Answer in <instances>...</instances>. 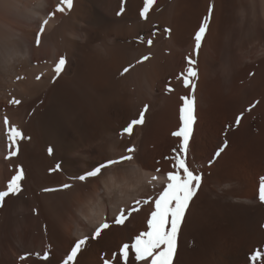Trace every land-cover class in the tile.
Instances as JSON below:
<instances>
[{"label": "rangeland", "instance_id": "rangeland-1", "mask_svg": "<svg viewBox=\"0 0 264 264\" xmlns=\"http://www.w3.org/2000/svg\"><path fill=\"white\" fill-rule=\"evenodd\" d=\"M225 1L206 0V2H204L206 5H204L202 0H155L154 4L150 6L147 18L142 19L139 13L144 7V0H73L72 9L68 10L65 8V10H67L64 14L66 13V15L55 12L56 7L60 5V0H52L50 5L47 7L45 14L46 16H49V13L55 12V15L51 17L54 19V24L52 28L47 30L45 29V32L42 35V41L45 42V38L48 41L49 38L47 37L54 33V29L64 18L65 20L67 19V23L72 26L75 23L77 28L75 26L73 27L78 29L79 32L83 30L81 34L83 35L84 42L82 39H74V41H72L74 43L71 45L72 48H70V44H66L67 48L63 50L62 54H58L60 52L57 51L58 48L54 45L55 43L51 39L50 45L46 46L44 42H41L39 47L36 46L35 37L39 30L38 25L33 24L28 20H23L22 25L17 24L15 26L17 36L22 34L20 37L29 43L30 48L32 47L31 55L33 56V59H44L41 62L34 64L32 62V58H29V63L26 64L28 68L35 71L36 69H34V67L38 68L42 64H51V69H53L60 56H66L68 65H66V68L68 69V67L72 65V71L67 74L68 78L80 81L81 83L84 82L83 84L86 86L88 85L87 88L95 94L97 100L99 99L100 109L96 114L98 117L95 118V121L93 120L94 117H90L91 119L88 117L89 120L93 121V123L92 121H89L91 124L87 122L89 125L88 127L85 122L87 119L86 115V119H84L83 112L79 111V109L76 108V102L72 101L75 100L71 98L73 95L69 92L66 93L67 89L65 90L64 86L58 83L60 76L55 77L54 79L55 74L53 71L52 73L47 71L48 69H43L38 73L39 75H44L49 72V74L46 75L50 76V81L45 88L44 94L53 91L55 92V95L57 94V98L60 95L58 99L60 103H62L68 111H71L72 115H75L72 117L73 122H75V124H78V122L81 123L77 126L80 131L81 129L84 131V144L87 143L89 138L93 144L91 143L90 147L87 146L81 149L80 147L74 148L76 150L74 153L72 152L74 150H72V148V151H69L67 147L71 142V138L73 139L74 133L72 131H68L69 135L68 139H66L67 147L64 149H57L54 145H51L49 147L53 149V154L56 152L57 155L51 158L49 162H45L42 158L39 160L41 161L40 165L43 168V173L48 175H60V179L56 183L44 188L56 189L55 191H48V193L58 194V196L63 199L62 201L57 200L60 204H57L56 200H52L50 204L51 207L53 206L54 215H52L54 216V220L56 219L54 227H56L58 223V229H52L53 227L50 224V221H48L46 211H42L39 207V203L37 201L39 199L38 196L46 193L44 189H42V186L34 183L32 184V190L35 191L37 196H32V198L30 197V203L27 205H24V194L22 190L19 194L11 198L12 200L4 202L2 206L4 215L0 223V264H8L7 261L9 260L12 262H18L19 264H50V260H52L53 255L62 256L63 251H65L64 258L60 262L61 264L67 258V255L70 254L71 247L74 246V242L81 238L79 237L78 239H74L69 243L68 237L64 240V237L60 235L59 231L62 227H64L63 225L66 227H64V231H66L67 234L71 231L70 226H72V221H69V223L68 220H72L75 216V218H77L76 213H88L93 207H95L96 202H98V198H104V200L108 202L107 208L110 207L108 210H105L106 212L116 211V209L119 208V211H116L118 213L116 214L115 212L114 214L116 217L120 213L121 206L124 208L128 205L125 208L129 209L130 205L132 207V204H134V200L139 198L140 200H143L147 197L154 199L159 192L162 191V188L166 183V177H163L164 182L162 181L161 184L159 182V185L157 184V186L155 185L153 187L152 185H149V183L147 184V181L146 184L151 186L150 188L147 187L146 184V186L141 184L143 182H141L138 175L133 172L134 168L131 166L133 161L138 158L137 161L142 159V162L143 160L144 162L151 160V165H155L156 167L152 169H156L157 171L158 168V173H161V175L163 173V176H166V173L171 170L169 161L166 157L172 156V150L178 148L179 145V139L174 137L172 133L177 131L180 125V97L188 95L190 92L189 89L183 87L182 80L177 77L187 69L185 58L192 55L194 47L193 36L198 30L203 17L208 14L209 5H214V10L215 7L217 9L215 10V13L213 10L209 30L202 42V47L198 57L193 56V59L197 60L195 67L198 72V77L194 81L196 83L195 97L197 121L194 125L192 140L190 141L191 152L189 157V163L192 164V166L194 165L193 167L203 174V184L205 185L202 184V189L198 192V197L195 198L193 206L191 205V211L186 216L185 224L183 223L182 225L183 227L178 235L177 253L174 256L173 264H221V262L222 264H262L260 256H257L255 261H252L250 257L256 253L264 255V203H261L258 199L260 179L264 177V10L262 8V0H257L256 2L255 0ZM230 3H232V5H230ZM219 5L220 7H218ZM122 6L124 11L118 16L117 13L121 11ZM178 6L179 8H177ZM204 7L206 8L204 9ZM226 7L227 10H225ZM245 8L246 10H244ZM168 10L170 12H168ZM217 10H219V13ZM170 14H173L176 18L171 17L172 15ZM178 16H181L182 18L179 17V19H177ZM1 17L5 18L0 8V21L2 20ZM234 17L236 18L235 20ZM161 19L162 21H160ZM232 20L234 21V24ZM71 21L74 22L71 23ZM72 26L71 28H73ZM165 28L171 29V33H165ZM177 29H179L178 32H182L180 35L177 33ZM2 30L3 29L0 31V35H2L3 32L5 33V31ZM216 30L220 33H216ZM153 33H155V36L152 35ZM239 34H241V36ZM109 35L110 37H108ZM218 35H220V37ZM237 35H239V37H237ZM105 37L114 41L113 44H111L113 45V50L117 46L116 50L122 49L123 51L121 50V56L118 57L119 52L117 53V51L114 50V52L117 53V55L115 53L116 57H118L117 60L115 58L116 61L114 62V65L118 62L115 66L116 69H114V65L111 69H107V66H105L107 72L103 73V71L106 70L104 66L103 71L96 67V65L93 67L92 65L94 64L91 61V63H89V59L94 56L92 54L93 52L95 53V56H97L96 44L99 47V45L102 44L100 42L106 40ZM212 37L213 39L215 38V41H213ZM148 39L153 40V44L150 47L147 45ZM179 39H183V43L185 44V46L182 47L183 49H179V46L176 44ZM205 40H208V42H205ZM222 40H224L223 43ZM48 42L46 44H49ZM105 42L106 41H104V43ZM216 42H219V44H216ZM77 43L80 44L81 48L78 47ZM74 44H77V46L75 45V47ZM207 45L210 46L208 47ZM213 45L218 46L214 47ZM118 46H121V48ZM42 47L45 49H42L41 51ZM213 47L217 49V52H219V54L217 53L218 56H216L217 54ZM2 49H4V47ZM37 49L40 53H37ZM68 50H70L71 54ZM145 55H150V59L144 61L143 63H137V61ZM209 61L212 62L210 63ZM128 66L131 67L129 72L123 75L126 77L124 78L120 75V72ZM208 66H211V68L207 69ZM17 67L19 68L17 69V74L13 76V80L14 82L22 83L23 76L20 72L23 71L20 69V63ZM100 72L108 74V77L106 75H104L106 77L101 76ZM140 72L141 75L139 76L141 78L138 80L141 81L139 82L136 80V77L140 74ZM94 73H99V78L101 79L102 77L104 79L98 81V74L95 76ZM207 74L211 75L206 76ZM0 76V103L1 105H4L5 103L10 104V101L14 98L13 92L16 90V87L3 78L4 74L2 72H0ZM18 77L21 78L17 79ZM207 77L209 79H207ZM199 79L200 81L202 79L205 81L206 79V83L203 82V80L200 82ZM199 82L201 84H199ZM200 85L203 86L200 87ZM168 86H171L173 91H166ZM236 86H239V89ZM162 98H164V100ZM144 104L149 105V112L145 114L144 124L136 126V129L134 128L135 132H133L131 137L125 135L121 138L119 135L120 131L126 127L132 119L138 118L139 112L143 108ZM252 105H255V107H252L251 111H247V109H249ZM77 112H79L80 115H78ZM21 113L22 118H24V112L21 111ZM241 113H243V119L240 126L233 127L227 132L226 139L228 141V147L225 150V153H223L222 157L216 160V162L210 167L208 164L209 160L213 157L214 152L223 144L225 140V136L222 134L225 127L227 125H234L235 118ZM4 114H6V110H4V108H0V120H2ZM97 118L98 120L96 121ZM25 119L26 117L22 119V121ZM78 119L79 121H76ZM0 124H2L1 121ZM1 126H3V124L0 125V130L2 131V136L5 139L3 138L4 140L1 145L2 147L0 152H2V156H0V159L3 162L2 171L7 174L9 173V169L6 168L9 152H12L13 150L18 151L22 140L18 142L16 147L10 146L8 139L6 138V130H4ZM237 132H239L238 135L241 134L240 139L233 137V135ZM211 133H215L214 135L216 137ZM209 136H212V138ZM133 143H136L137 145ZM127 148H134L135 150L130 154L126 151ZM9 149H11V151H9ZM82 149L84 152L83 157L79 156V151ZM201 149H203V151ZM204 150L205 153H203ZM199 152H202L201 155H207V158H202L203 160L198 159L197 155L200 154ZM121 155L133 156V159L130 160V164L129 161H124L122 163L112 165L109 168L104 169L101 175L96 178H90L86 183L70 179V177L83 174L93 165L98 164V162L100 163L105 160H118ZM148 155L151 159L148 158ZM195 157L199 160V163L198 160L196 161V159H194ZM57 164H60L61 170L50 172L49 170L55 168ZM151 172L154 173L155 171ZM111 178H115V180L118 181L123 178H127L134 184L131 188L132 190H128L127 196L130 198L129 200H126V198H124L126 196L120 194V198H123L122 200L125 199V201H123L124 204L121 201L117 204H111V207L109 201L115 202L114 199H107L105 196L106 193L103 191L102 184L103 181L107 182ZM222 178L225 180L228 179L227 181L230 182L229 184L235 182L231 184V189L236 191V196L238 192L240 194H238V196L245 195V189H243L245 186L244 184H250L252 187L251 189H254L253 191L251 190L252 193L249 204L237 201H221L214 196L213 192V196L210 195V191L212 190L213 184L216 180L220 183L221 181L224 184L225 182L228 183ZM145 181L146 180L144 179V182ZM135 182L137 183L135 184ZM65 183L71 184L72 187L66 190H60V186ZM242 183L243 185H241ZM238 184L241 185V187H239ZM139 186H141L140 189L136 188ZM205 186L206 188H204ZM142 187L145 190L148 188L147 191L143 192V189L141 190ZM206 189L209 191H206ZM239 189L242 190V193ZM95 190L97 192H95ZM134 190H136V193L141 192L139 194L137 193V198L134 196ZM148 190L149 195L145 197ZM95 193L101 194H97L98 196L96 198ZM129 202H131V204ZM143 206V208H146L147 206V209H141V207L139 212H134L131 216H135V213H137V216L141 213L143 214L145 210L146 212L144 216H147L148 214L147 217L150 218V213L153 209L152 206ZM114 208L116 209L114 210ZM131 216H129L127 220H129ZM146 216H142L141 218L140 215L138 216L140 220H136V224L138 226L136 225L137 228H135L139 229V231H136L135 229L134 233L133 231L130 232L121 242H117L118 236L121 233L114 231V229L117 230L116 226L118 228L121 227L120 229H122L126 221L123 225H112V228H110V230H112L111 234H108L111 240L116 235L112 242L110 239H107L108 243L107 240L104 241V235L110 231L108 229L104 230V234L102 233L100 238L91 240L87 244L86 250L83 251V255L78 254V259L80 260H78L79 263L81 264V262L85 261L88 257L87 254H89V251L91 252L94 250L97 252L96 256L100 259L99 261H102L100 264H104V259L110 260L111 264H123V262L119 259V250L124 244H131L138 233L147 230L148 218H146ZM115 217H112L107 221L111 223L114 221ZM61 221H67L70 226L62 223ZM100 225L101 224L96 227ZM141 227L144 229L142 230ZM95 228H92L88 236H91ZM115 232L117 234H115ZM98 241L105 244L107 243V246H110L105 247L98 245L101 243ZM97 242L98 244H96ZM230 251H233L234 254L232 255L233 252ZM45 253H48L47 261L43 259ZM22 257L23 259H21ZM81 259L83 260L81 261ZM119 260L121 262H117ZM129 260L128 264L134 262V255L130 254ZM82 264L85 263L83 262Z\"/></svg>", "mask_w": 264, "mask_h": 264}, {"label": "bare ground", "instance_id": "bare-ground-1", "mask_svg": "<svg viewBox=\"0 0 264 264\" xmlns=\"http://www.w3.org/2000/svg\"><path fill=\"white\" fill-rule=\"evenodd\" d=\"M51 1L52 0H0V8H1V11H2V13L4 14V16H5V18H2V20L0 21V31H1V29H3L2 31H5V35L2 33V35H0V49H2L3 47H4V49H2V50H0V72H2L3 74H4V77L3 78H5L6 79V81L7 82H9V83H11V85H13V86H15L16 87V90H14V92H13V95H14V98H13V100L14 99H18V100H20V104H14V103H5L4 105L2 104L1 105V103H0V108H4V110H6V114H4V116L2 117V120H0L1 121V123L3 124V126H1V127H3L4 128V130H6L5 129V125H4V118L5 117H7V119L9 120V123H10V125H12V126H16L17 128H19L24 134H25V137H30V139H24V140H22L21 141V144H20V150L18 149V151L16 150L15 152L17 153L15 156H11V152H9V155H8V157H7V159H8V162H7V167L6 168H8L9 169V173H7V174H5V173H3V171H2V165H3V162L1 161V159H0V191H4V190H6V184H7V182L11 179V177L13 176V175H15L16 174V170H17V168H21L22 170H23V172H24V175H25V179L21 182V184H22V191H23V194H24V200H23V202H24V205H27L28 203H30V199L32 198V196H34V197H36L37 196V194L35 193V191H33L32 190V184L34 183V184H38L39 186H42V189H44V188H46V187H48V186H51V184H53V183H56L59 179H60V175H48V174H45V173H43L42 172V166L40 165V162L41 161H39V160H41V158L42 159H44V161L45 162H49L50 160H51V158H53L54 156H56L57 154H56V152L53 154V155H49L48 154V148H49V146H51V145H54L55 146V148H57V149H64V148H66L67 146H66V139H68V135H69V133H68V131L70 132V131H72L73 133H74V137H73V139L71 138V142H70V144H69V146L67 147V149L70 151L71 150V148H72V150L74 149V148H77V147H80V149L81 148H84V147H87V146H91V143L93 144V142L91 141V140H89L88 139V141H87V143L86 144H84V139H83V129H81V131L79 130V128H78V126L77 125H79V124H81V123H79L78 122V124H75V122H73V120H72V117L73 116H75V115H72L71 114V111H68L67 110V108H65L64 107V105L62 104V103H60V101L58 100L59 99V97H60V95H59V97L57 98L56 96H57V94L55 95V92H53V91H50L49 93H45L44 94V91H45V88H46V86L48 85V82L50 81V76L49 75H46V74H49V72L48 73H46V74H44V75H39L38 73L39 72H41L43 69H48L47 71H50L51 73H52V71H53V69H51L52 67H51V64H42L40 67H38V68H35L34 67V69H36L35 71H33V70H31L30 68H28L27 67V63H29V58H32V62L34 63V64H37V63H39V62H41L42 60H44V59H42V58H38V59H33V56L31 55V48H30V45H29V43L26 41H24L23 39H22V37H20V36H22V34H20V36L18 37L17 36V34H16V32H15V26L17 25V24H21L22 25V21L23 20H28V21H30L31 23H33V24H36V25H38V27L40 26V24L45 20V19H48V24L47 25H45V29L47 30V29H50V28H52L53 27V24H54V19L53 18H50L49 19V16H46V14H45V12H46V10H47V7L50 5V3H51ZM135 1V0H134ZM192 1V0H191ZM203 1V4L204 5H206V3H204V2H206V0H202ZM225 1V0H224ZM257 0H255V2H256ZM133 2V1H132ZM220 2H222V1H220ZM226 2V1H225ZM241 2V1H240ZM255 2H254V4H255ZM261 2V1H260ZM129 3V2H128ZM136 3V2H135ZM139 3V2H138ZM192 3V2H191ZM229 3V2H228ZM228 3H226V4H228ZM140 4V3H139ZM191 5V4H190ZM189 5V6H190ZM223 5V4H222ZM225 5V4H224ZM229 5V4H228ZM230 5H232V3H230ZM239 5V4H238ZM243 5V4H242ZM246 5V4H245ZM256 5V4H255ZM254 5V6H255ZM131 6V5H130ZM137 6V5H136ZM202 6V5H201ZM253 6V5H252ZM251 6V7H252ZM133 7V6H132ZM218 7H220V5L218 6ZM229 7V6H228ZM177 8H179V6L177 7ZM193 8V7H192ZM206 7H204V9H205ZM231 8H232V6H231ZM235 8V7H234ZM239 8V7H238ZM262 8H263V10H264V0H262ZM217 8L215 7V10H216ZM240 9V8H239ZM238 9V10H239ZM67 10V9H66ZM65 10V11H66ZM214 10V13L216 12ZM225 10H227V7H226V9ZM240 10H242V9H240ZM244 10H246V8L244 9ZM155 11V10H154ZM178 11H179V9H178ZM177 11V12H178ZM251 11V10H250ZM133 12V11H132ZM131 12V13H132ZM168 12H170L169 10H168ZM167 12V13H168ZM172 12V11H171ZM204 12V11H203ZM205 12H206V10H205ZM205 12H204V14H205ZM217 12L219 13V10H217ZM225 12V11H224ZM229 12H230V10H229ZM249 12V11H248ZM74 13V12H73ZM153 13V12H152ZM166 13V14H167ZM176 13V12H175ZM174 13V14H175ZM192 13V12H191ZM238 13V12H237ZM62 14H64V13H62ZM178 14V13H177ZM176 14V15H177ZM228 14V13H227ZM233 14V13H232ZM2 15V14H1ZM59 15V14H58ZM64 15H66V13L64 14ZM164 15V14H163ZM162 15V16H163ZM170 15H172L171 17H175V16H173V14H170ZM169 15V16H170ZM234 15V14H233ZM61 16H63V15H61ZM79 16V15H78ZM167 16H168V14H167ZM215 16V15H214ZM216 16H218V15H216ZM161 17V16H160ZM164 17V16H163ZM179 17H181V16H178L177 17V19H179ZM220 17V16H219ZM218 17V18H219ZM61 18V17H60ZM167 18V17H166ZM176 18V17H175ZM182 18V17H181ZM217 18V17H216ZM63 19V18H62ZM104 19V18H103ZM160 19V18H159ZM164 19V18H163ZM236 18L234 17V20H235ZM239 19V18H238ZM61 20V19H60ZM169 20H170V17H169ZM221 20V19H220ZM101 21H103V20H101ZM107 21V20H106ZM160 21H162V19L160 20ZM164 21V20H163ZM222 21V20H221ZM226 21V20H225ZM70 22V21H69ZM74 22V21H73ZM72 21H71V23H73ZM85 22V21H84ZM231 22V21H230ZM229 22V23H230ZM232 22H233V24H234V21L232 20ZM231 22V23H232ZM27 23V22H26ZM100 23V22H99ZM57 24V23H56ZM91 24V23H90ZM228 24V23H227ZM232 24V25H233ZM230 25V24H229ZM239 25V24H238ZM27 26V25H26ZM71 24H69V23H67V19L65 20V18L61 21V23L60 24H58L57 26H56V28L54 29V33L53 34H51L49 37H47V38H49L48 39V41H47V39L45 38V40L49 43V44H46L47 42L45 41H42V42H44L45 43V45L47 46V45H50V39L55 43L54 45H56L57 46V51H59L60 53H58V54H62V52H63V50L65 49V48H67V46H66V44L68 45V44H70V46L74 43V42H72V41H74V39H82L83 40V35L81 34V32L83 31V30H81V32H79V30L78 29H75L73 26H75V23H74V25L72 26L73 28H71ZM83 26H84V24H83ZM91 26V25H90ZM109 26V25H108ZM216 26V25H215ZM222 26V25H221ZM223 26H225V25H223ZM240 26V25H239ZM31 27V26H30ZM76 28H77V26H75ZM231 27V26H230ZM224 28V27H223ZM82 29H84V28H82ZM76 30H78V31H76ZM224 30H226V29H224ZM179 31V29H177V33L180 35L181 33L180 32H178ZM181 31V30H180ZM183 31V30H182ZM239 31H240V29H239ZM242 31V30H241ZM20 32V31H19ZM26 32V31H25ZM86 32V31H85ZM219 32V31H218ZM217 32V30H216V33H218ZM264 32V31H263ZM262 32V33H263ZM23 33V32H22ZM176 33V34H177ZM220 33V32H219ZM83 34H85V33H83ZM228 34V33H227ZM237 34H238V32H237ZM108 35V34H107ZM179 35H177V36H179ZM183 35V34H182ZM186 35V34H185ZM188 35V34H187ZM214 35V34H213ZM240 36H241V34H239ZM239 35H237V37H239ZM48 36V35H47ZM161 36V35H160ZM215 36H217V35H215ZM219 37H220V35H218ZM5 37V38H4ZM107 37V36H106ZM105 37V39L106 40H104V41H106L105 43H104V41L103 42H100V43H102V44H100L99 45V47L97 46V44H96V54H97V56H95V53L93 52L92 54L94 55H92L93 57L92 58H90L89 59V63H93L94 65H92L93 67L96 65V67H98L99 69H101L102 71H103V69L105 68V66H107L106 68L108 69V68H112V66L114 65V62L118 59V57L119 56H121L120 55V52H121V50L122 49H118V50H116V48H117V46H116V48H115V46H114V50H116L117 51V53H118V57H116V55H117V53L116 52H114V50H113V45H111V44H113V42L114 41H112L110 38H106ZM108 37H110V35L108 36ZM182 37V36H181ZM247 37V36H246ZM3 38H4V40H3ZM23 38H24V36H23ZM185 38V37H184ZM217 38V37H216ZM240 38H242V37H240ZM85 39V38H84ZM94 39V38H93ZM181 39V38H180ZM177 40V45L179 46V49H181L183 46H185V44L183 43V39L182 40ZM212 39H213V37H212ZM212 39H211V41H212ZM215 39V38H214ZM213 39V41H215ZM223 39V38H222ZM236 39V38H235ZM239 39V38H238ZM76 40H75V43H76ZM225 40V39H224ZM224 40H222V43H223V41ZM237 40V39H236ZM51 41V42H52ZM102 41V40H101ZM172 41V40H171ZM219 41V40H218ZM220 41H221V39H220ZM249 41V40H248ZM80 42V41H79ZM83 42H84V40H83ZM99 42V41H98ZM205 42H208V40H205ZM212 43V42H211ZM242 43V42H241ZM51 44H53V43H51ZM78 44V43H77ZM77 44H74V46L76 45L77 46ZM99 44V43H98ZM216 44H219V42L217 43L216 42ZM34 45V44H33ZM53 45V46H54ZM83 45V44H82ZM114 45H115V43H114ZM118 45V44H117ZM187 45V44H186ZM189 45V44H188ZM224 45V44H223ZM64 46V47H63ZM75 46V47H76ZM85 46V45H84ZM156 46V45H155ZM208 47L210 46V45H207ZM214 47L216 46H218V45H213ZM2 47V48H1ZM78 47H80V44H78ZM119 47V46H118ZM123 47V46H122ZM213 47V48H214ZM70 48H72V46L70 47ZM81 48V47H80ZM79 48V49H80ZM94 48H95V45H94ZM94 48H93V50H94ZM119 48H121V46L119 47ZM212 48V47H211ZM42 49H45V48H41V51H42ZM130 49V48H129ZM157 49V48H156ZM183 49V48H182ZM210 49V48H209ZM215 49V51L217 50L216 48H214ZM219 49H220V47H219ZM71 50V49H70ZM70 50H68V52H70ZM35 51V50H34ZM39 50L37 49V53H40V52H38ZM46 51V50H45ZM44 51V52H45ZM123 51V50H122ZM209 51V50H208ZM221 51V50H220ZM244 51V50H243ZM242 51V52H243ZM128 52V51H127ZM144 52V51H143ZM206 52V51H205ZM43 53V52H42ZM115 53H116V55H115ZM122 53V52H121ZM126 53V52H125ZM140 53V52H139ZM202 53V52H201ZM219 54V52H217L216 51V54ZM69 54V53H68ZM70 54H71V52H70ZM128 54H130V53H128ZM214 54V53H213ZM218 54L216 55V56H218ZM34 55V54H33ZM89 55V54H88ZM127 55V54H126ZM133 55V54H132ZM36 57H38V56H36ZM61 57V56H60ZM204 57V56H203ZM206 57V56H205ZM243 57V56H242ZM89 58V57H88ZM87 58V59H88ZM115 58H116V60H115ZM121 58V57H120ZM127 58V57H126ZM125 58V59H126ZM218 58V57H217ZM92 59V60H91ZM128 59V58H127ZM130 59V58H129ZM205 59V58H204ZM213 59V58H212ZM212 59H210V60H212ZM69 60V59H68ZM91 61V62H90ZM205 61V60H204ZM204 61H203V63H204ZM242 61V60H241ZM70 62V61H69ZM210 63L212 62V61H209ZM215 62V61H214ZM234 62V61H233ZM19 63H20V69H21V71H23V72H20L21 73V75L23 76L22 77V80H23V82L21 83V82H14V80H13V76L14 75H16L17 74V69L19 68V67H17L18 65H19ZM116 63H118V62H116ZM115 63V65H114V67L117 65ZM125 63V62H124ZM71 64V63H70ZM69 64V65H70ZM122 64H123V62H122ZM207 64H209V63H207ZM213 64V63H212ZM30 65V64H29ZM125 65V64H124ZM171 65V64H170ZM215 65V64H214ZM213 65V66H214ZM235 65H236V63H235ZM68 66V65H67ZM72 65H70L69 67H68V69L66 68V70L60 75V77H59V79H58V83H60L61 85H63L64 86V89L66 90L67 89V92L66 93H71V95H73L71 98H73V99H75V100H72V101H74V102H76V108L77 109H79V111H82L83 112V115H84V119H86L85 118V115H86V117H87V119H88V121H87V119L85 120V122L87 123H89V121H92V120H89V118L91 117H94V121H95V118L96 117H98L96 114L98 113V110L100 109L99 108V105H100V101H99V99L97 100L96 99V97H95V94H93L92 93V91H90L87 87H88V85L86 86V85H84L83 83H81L80 81H77V80H74V79H72V78H68V72H71L72 71V67H71ZM103 66H104V68H103ZM110 66V67H109ZM213 66H212V68H213ZM113 67V68H114ZM105 68V69H106ZM138 68V67H137ZM136 68V69H137ZM209 68H211V66H208V68L207 69H209ZM94 69V68H93ZM107 69L106 70H104L103 71V73L104 72H107ZM114 69H116V67L114 68ZM114 69H113V71H114ZM140 69V68H139ZM215 69V68H214ZM138 70V69H137ZM212 70V69H211ZM211 70H210V72H211ZM100 71V70H99ZM112 71V72H113ZM139 71V70H138ZM216 71V70H215ZM95 72V71H94ZM98 72V71H97ZM137 72V71H136ZM208 72V71H207ZM54 73V72H53ZM102 72H100V74H101V76H103V77H106L108 74H103ZM110 73V72H109ZM137 73H139V72H137ZM236 73V72H235ZM95 74V73H94ZM98 74V81L99 80H103L104 78H102L101 76V79L99 78V73H96L95 74V76ZM103 74V75H102ZM136 74V73H135ZM240 74H241V72H240ZM66 75H67V77H66ZM104 75H106V76H104ZM139 75H141V72H140V74H138L137 75V77H136V80H138V79H140L141 77L139 76ZM204 75V74H203ZM202 75V76H203ZM209 74H207L206 76H208ZM211 75V74H210ZM209 75V76H210ZM214 75V74H213ZM37 76H39L40 77V79L38 80L37 79ZM201 76V77H202ZM205 76V77H206ZM249 76V75H248ZM1 77V76H0ZM108 77V76H107ZM124 77V76H123ZM145 77V76H144ZM143 77V78H144ZM214 77V76H213ZM21 78V77H20ZM124 78H126V77H124ZM202 78H204V77H202ZM76 79V78H75ZM207 79H209L208 77H207ZM240 79H242V78H240ZM203 80V79H202ZM202 80L200 81V79H199V81L200 82H202ZM139 82L141 81V80H138ZM145 81V80H144ZM209 81V80H208ZM237 81V80H236ZM88 82V81H87ZM199 82V84H201ZM203 82H205L206 83V79H205V81L203 80ZM97 83V82H96ZM236 83V82H235ZM99 84V83H98ZM134 84V83H133ZM144 84H145V82H144ZM199 84H198V87H199ZM234 84V83H233ZM237 84V83H236ZM240 84H241V82H240ZM231 85V84H230ZM96 86V85H95ZM135 86V85H134ZM201 86H203V85H200V87ZM147 87V86H146ZM146 87H145V89H146ZM237 87V86H236ZM141 88V87H140ZM223 88V87H222ZM238 89H239V86L237 87ZM236 88V89H237ZM144 89V88H143ZM94 90V89H93ZM234 90V89H233ZM150 91V90H149ZM239 91V90H238ZM95 92V91H94ZM199 92H200V90H199ZM241 92V91H240ZM134 93V92H133ZM150 94H152V93H150ZM68 95V94H67ZM70 95V94H69ZM155 96V95H154ZM163 100H164V98H162ZM61 100V99H60ZM162 100V101H163ZM62 101V100H61ZM73 102V103H74ZM65 103V102H64ZM164 103V102H163ZM235 103V102H234ZM15 106V107H14ZM106 107V106H105ZM71 110V109H70ZM21 111L22 112H24L23 114V117L25 116L26 117V119L25 120H23L22 121V119H24V118H22V113H21ZM81 112V113H82ZM101 112V111H100ZM149 112V111H148ZM78 113V115H80L79 114V112H77ZM133 113V112H132ZM151 113V112H150ZM230 113V112H229ZM3 115V114H2ZM77 115V114H76ZM77 115V116H78ZM103 116V115H102ZM231 116V115H230ZM22 119H21V118ZM82 117V116H81ZM89 117V118H88ZM0 118H1V115H0ZM80 118V117H79ZM90 118V119H91ZM100 118V117H99ZM129 118V117H128ZM230 118V117H229ZM101 119V118H100ZM99 119V120H100ZM81 120V119H80ZM98 120V118L96 119V121ZM231 120V119H230ZM76 121H79V119L78 120H76ZM106 121V120H105ZM82 122V121H81ZM228 122V121H227ZM77 123V122H76ZM88 123H87V126L89 127V125H88ZM92 123H93V121H92ZM2 124H0V125H2ZM89 124H91V123H89ZM80 127H81V125H80ZM84 127H86V126H84ZM2 128V129H3ZM82 128V127H81ZM135 129H136V127H135ZM90 130H91V128H90ZM138 130V129H137ZM142 130V129H141ZM1 131V130H0ZM91 132H92V130H91ZM135 132V131H134ZM216 133V132H215ZM215 133H211V134H213V136H215L214 134ZM4 134H5V132H4ZM3 134V135H4ZM72 134V133H71ZM70 134V135H71ZM140 134V133H139ZM239 134V132H237V133H235L234 135H233V137L234 138H241V134L240 135H238ZM73 135V134H72ZM71 135V136H72ZM70 136V137H71ZM110 136V135H109ZM135 136V135H134ZM93 137V136H92ZM209 137H211L212 138V136H209ZM216 137V136H215ZM214 137V138H215ZM232 137V138H233ZM4 137L2 136V131L0 132V151H1V145H2V143H3V140L5 139H3ZM7 138V137H6ZM113 138V137H112ZM120 138V137H119ZM134 138V137H133ZM136 139V138H135ZM238 139V140H239ZM7 140V139H6ZM116 140V139H115ZM139 140V139H138ZM234 140V139H233ZM236 140V139H235ZM237 140V141H238ZM118 141V140H117ZM134 141V140H133ZM211 141H212V139H211ZM140 142V141H139ZM142 142H144V141H142ZM236 142V141H235ZM240 142V141H239ZM104 143V142H103ZM80 144V145H79ZM133 144H136V143H133ZM137 144H138V141H137ZM136 144V145H137ZM234 144H236V143H234ZM79 145V146H78ZM132 145V144H131ZM208 145H210V144H208ZM133 146V145H132ZM203 146V145H202ZM233 146V145H232ZM235 146V145H234ZM9 147V146H8ZM10 148V147H9ZM12 148V147H11ZM54 148V147H53ZM139 148H141V147H139ZM210 148V147H209ZM233 148V147H232ZM15 149V148H14ZM145 149V148H144ZM231 149V148H230ZM229 149V150H230ZM71 150V151H72ZM137 150V149H136ZM202 151H203V149H201ZM201 150H199V151H201ZM208 150V149H207ZM9 151H11V149H9ZM14 151V150H13ZM12 151V152H13ZM76 150L74 149L72 152L74 153ZM144 151V150H143ZM233 151V150H232ZM230 152V151H229ZM1 154H0V156H2V152H0ZM143 153V152H142ZM200 153V152H199ZM202 153V152H201ZM201 153L199 154V155H197V158L198 159H205V158H207V155H205V154H202L201 155ZM203 153H205V150H204V152ZM209 153V152H208ZM131 154V153H130ZM143 154H145V153H143ZM207 154V153H206ZM83 155H84V152H83V149L82 150H80L79 151V156H81V157H83ZM122 156V155H121ZM136 156V155H135ZM195 156V155H194ZM119 157V156H118ZM144 157H146V156H144ZM60 158V157H59ZM141 158V157H140ZM143 158V157H142ZM148 158H150L149 157V155H148ZM147 158V159H148ZM145 159V158H144ZM151 159V158H150ZM193 159V158H192ZM191 159V160H192ZM194 159H196V157L194 158ZM193 159V160H194ZM198 159H196V161L198 160ZM202 159V160H203ZM137 160H138V158H137ZM137 160H135V161H133V163H132V168H134V173L135 174H137L138 175V177L140 178V181L141 182H143V183H141V184H146V182H147V184L149 183V185H152V187L153 186H157V184L160 182V184H161V182L164 180V178L163 177H166L165 175L163 176V173H162V175H161V173H158L157 171H156V169L155 170H153L152 168H154L155 167V165L153 166V165H151V160H147L148 162H150V163H148V162H144V160H143V162L139 159V161H137ZM192 160V161H193ZM203 162V161H202ZM99 163V162H98ZM193 163V162H192ZM198 163H199V160H198ZM204 163V162H203ZM129 164H130V161H129ZM193 164H195V163H193ZM202 164V163H201ZM192 165V164H191ZM165 166V165H164ZM169 166V165H168ZM194 166V165H193ZM192 166V167H193ZM122 167V166H121ZM130 167V168H131ZM120 168V167H119ZM129 168V169H130ZM131 168V169H132ZM156 168V167H155ZM194 168V167H193ZM158 169V168H157ZM196 169V168H195ZM151 171H155L154 173L153 172H151ZM157 172V173H156ZM157 176L158 178L156 179V180H154V182H153V180H152V176ZM134 176V175H133ZM250 177V176H249ZM138 178V179H139ZM143 178V179H142ZM225 178V177H224ZM224 178H222V179H224ZM144 179L146 180L145 182H144ZM147 179H149V180H147ZM247 179H248V177H247ZM120 180V179H119ZM136 180V179H135ZM165 180H166V178H165ZM204 180H206V179H204ZM221 180V179H220ZM225 180V179H224ZM228 180V179H227ZM227 180H225V181H227ZM134 181V180H133ZM154 183V185H153V183ZM215 181V180H214ZM218 180H216V182H217ZM224 181V182H225ZM229 181H231V180H229ZM139 182V181H138ZM151 182V183H150ZM164 182V181H163ZM207 182V181H206ZM214 182V184H213V188H212V190L210 191V195H212L213 196V194H214V196L215 197H217L218 199H220L221 201H237V202H246V203H248L249 204V202H250V198H251V193H252V191H253V189H251L252 187L250 186V184L248 185L247 183L246 184H244L245 186H244V188L243 189H245V191H244V194L245 195H243V196H238V194H239V192H238V194H237V196H236V191H234V190H232L231 188V184L232 183H235V182H232L231 184H229L230 182H228V183H226L225 182V184L221 181V183L220 182ZM86 183V182H85ZM137 182H135V184H136ZM139 183V184H140ZM203 183H204V181H203ZM211 183V182H210ZM212 183H213V180H212ZM223 183V184H222ZM253 183V182H252ZM138 184V185H139ZM140 184V185H141ZM146 184V185H147ZM208 185H210L209 183H207ZM240 184V183H239ZM238 184V185H239ZM103 191L106 193V197H107V199H114V201L115 202H110L109 201V203H110V205L111 204H117V203H120L121 201L123 202V201H125V199L124 200H122L121 198H120V194L121 195H123V196H126V197H124V198H126V200H129L130 198H128V190L129 189H131L132 188V186L134 185L130 180H128L127 178L125 179V178H123L122 180H120V181H118V180H115V178L113 179V178H111L109 181H103ZM143 185V186H144ZM145 185V186H146ZM159 185V184H158ZM203 185H205V184H203ZM241 185H243V183L241 184ZM241 185H239V187H241ZM142 186V185H141ZM141 186H139V187H136V188H138V189H140V187ZM207 186V185H206ZM206 186L204 187V188H206ZM235 186V185H234ZM147 187H150L151 188V186H148L147 185ZM146 187V188H147ZM133 188H135V187H133ZM238 188V187H237ZM236 188V189H237ZM257 188V187H256ZM84 189V188H83ZM96 189V188H95ZM143 189V192H145V191H147V189L145 190L143 187L141 188V190ZM85 190V189H84ZM132 190V189H131ZM137 190V189H136ZM136 190H134L133 191V193L136 191ZM209 190H210V188H209ZM209 190H207L206 189V191H209ZM240 190V189H239ZM238 190V191H239ZM252 190V191H251ZM256 190V189H255ZM140 191V190H139ZM234 191V192H233ZM95 192H97L96 190H95ZM99 192V191H98ZM153 192V191H152ZM151 192V193H152ZM212 192H213V194H212ZM240 192L242 193V190H240ZM102 193V192H101ZM100 193V194H101ZM138 194L139 193H141V192H137ZM137 193L135 192V198H137L136 196H138L137 195ZM207 193V192H206ZM96 194V193H95ZM98 195H100L99 193H97ZM96 194V198H97V195ZM129 194H130V192H129ZM132 194V193H131ZM143 194V193H142ZM153 194V193H152ZM147 195H149V190H148V192L145 194V197L147 196ZM155 195V194H154ZM153 195V196H154ZM207 195H209V194H207ZM240 195V194H239ZM14 196H10V197H8L7 199H5V202H7V201H9V200H12L11 198H13ZM31 197V198H30ZM39 197V199L37 200L38 201V203H39V207L41 208V210L42 211H46V216H47V218H48V221H50V224L52 225V229L54 230V229H58V223H57V226L56 227H54L55 226V220H54V214H53V206L51 207L50 206V204H51V202H52V200H56V202H57V204H60L58 201H62L63 199L62 198H60L59 196H58V194H49L48 192H46L45 194H40V196H38ZM82 197V196H81ZM130 197V196H129ZM209 197V196H208ZM30 198V199H29ZM132 198H134V197H132ZM142 198V197H141ZM211 198V197H210ZM140 199V198H139ZM143 199V198H142ZM217 199V200H218ZM58 200V201H57ZM98 200V202H96V204H95V207H91L90 209V211L88 212V213H82V212H78V213H76V215H77V218H75V217H73L72 218V220L70 219V220H68V222L69 221H72V226H70V222L68 223L67 221L66 222H62V223H64V224H66V225H69L70 226V232L67 234L66 233V231H64V227H65V225H63L64 227H62L61 225V227H62V229H60L59 231H60V235H62L63 237H64V240H66L67 238L66 237H68V241H69V243L70 242H72L74 239H78L79 237H81L82 238V236L84 237L85 235H87L88 236V234L91 232V230H92V228H95L97 225H99V224H102L105 220H109L110 218H112V217H115L114 216V214H115V212L116 211H119V208L118 209H116V208H114V210L116 209V211H108V212H106L105 210L107 209L108 210V208H110V207H108L107 208V204H108V202H106V200H104V198H98L97 199ZM252 200H253V198H252ZM135 201V200H134ZM133 201V202H134ZM217 202V201H216ZM128 203V202H127ZM130 204H131V202H129ZM229 203V202H228ZM65 204V203H64ZM123 204H124V202H123ZM109 205V206H110ZM121 205V204H120ZM252 205V204H251ZM250 205V206H251ZM69 206V205H68ZM94 206V205H93ZM113 206H115V205H113ZM124 206V205H123ZM128 206V205H127ZM127 206H125V207H127ZM132 206H133V204H132ZM148 206H150V205H148ZM192 206H193V204H192ZM111 207H112V205H111ZM124 207V208H125ZM130 207H131V205H130ZM143 207H145V206H143ZM141 208V209H147V206H146V208ZM55 208V207H54ZM68 208H70V207H68ZM123 207L121 206V208L120 209H122ZM123 208V209H124ZM150 208V207H149ZM112 209V208H111ZM126 209V208H125ZM110 210V209H109ZM144 210V212H143V214L141 213V214H139L140 215V218L143 216V217H145L144 216V214H145V211ZM150 210H151V208H150ZM153 210V209H152ZM194 210V209H193ZM149 211V210H148ZM106 212V213H105ZM139 212V211H138ZM60 213V212H59ZM118 212H116V214H117ZM49 214V215H48ZM53 214V215H52ZM106 214V215H105ZM133 214V213H132ZM136 215L133 217V216H131L130 218H129V220H126V223H125V225L122 227V229H120V228H118L117 226H116V228H117V230H115L114 229V231H117V232H119V233H121V234H119V236H118V241L117 242H121L122 240H124L125 239V237L127 236V234H129L130 232H132L133 231V233L135 232V229L137 228V222H136V220L138 221V219H139V215L137 216V213H135ZM3 215H4V211H2V207H0V223H1V220H2V218H3ZM57 215V214H56ZM119 215V214H118ZM142 215V216H141ZM188 215V214H187ZM147 216H148V214H147ZM146 216V218H148ZM191 216V215H190ZM190 216H189V219H190ZM192 217V216H191ZM58 218V217H57ZM188 218V217H187ZM140 220V219H139ZM142 224V223H141ZM184 224H185V222H184ZM137 225V226H136ZM140 225V224H139ZM143 225H144V223H143ZM143 225H142V227H143ZM145 226V225H144ZM186 226V225H185ZM185 226H184V228H185ZM136 227V228H135ZM140 227V226H139ZM141 227V229L143 230L144 228H142ZM183 227V226H182ZM66 228V227H65ZM112 228V227H111ZM131 229H133V230H131ZM108 230H110V229H108ZM131 230V231H130ZM139 231V229H136V231ZM56 231H58V230H56ZM69 231V230H68ZM67 231V232H68ZM111 231L112 230H110V231H108L105 235H104V237H103V239H104V241H106L107 239L109 240H111V238H109V233L111 234ZM128 231V232H127ZM24 232V231H23ZM103 233V232H102ZM133 233H132V235H133ZM138 233V232H137ZM104 234V233H103ZM115 234H117L116 232H115ZM139 234V233H138ZM68 235V236H67ZM112 235H113V233H112ZM70 236V237H69ZM116 236V235H115ZM115 236H114V238H115ZM129 236V235H128ZM66 238V239H65ZM114 238H112V240L114 239ZM61 239V238H60ZM63 239V238H62ZM101 240V239H100ZM108 240H107V243H108ZM112 240H111V242H112ZM67 241V242H68ZM102 241V240H101ZM100 241V242H101ZM99 242V241H98ZM98 242L96 243V244H98ZM99 242V243H100ZM107 243L105 244V243H100V244H98V245H101V246H105V247H109V246H107ZM236 243V242H235ZM111 244V243H110ZM120 244V243H119ZM60 246V245H59ZM63 246V245H62ZM94 246V245H93ZM95 247H97V246H95ZM98 248V247H97ZM97 248H95V249H97ZM103 248V247H102ZM219 248V247H218ZM235 248V247H234ZM64 249H65V247H64ZM94 249V248H93ZM66 250V249H65ZM218 251V250H217ZM222 252V251H221ZM223 252H226V251H223ZM230 252H233V251H230ZM229 252V253H230ZM64 253H65V251H63V255L62 256H57V255H53V258H52V260H50L51 262H50V264H60V262L63 260V258H64ZM89 254H87L88 255V257L86 258V256L84 255V257L86 258H84L85 259V261H83L85 264H100L101 262L99 261L100 259H98L97 258V256H96V253L97 252H95L94 250H92L91 252L89 251L88 252ZM228 253V254H229ZM234 254V252L232 253V255ZM83 255V254H82ZM110 255V254H109ZM231 255V254H230ZM65 256H66V254H65ZM50 259V258H49ZM217 259V258H216ZM79 260V259H78ZM83 259H81V261H82ZM102 260V259H101ZM5 261H7V260H5ZM26 261V260H25ZM80 261V260H79ZM78 261V262H79ZM130 261V260H129ZM214 261V260H213ZM8 262V264H19L18 262H12L11 260H9V261H7ZM36 262V261H35ZM40 262V261H39ZM44 262V261H43ZM83 262H81V264L83 263ZM117 262H121L120 260L119 261H117ZM219 262H220V260H219ZM218 262V263H219ZM21 263V262H20ZM36 264V263H35ZM41 264V263H40ZM61 264H63V263H61ZM80 264V263H79ZM130 264V263H129ZM131 264H136V262L134 261V262H132ZM144 264H147V262H144ZM221 264H222V262H221Z\"/></svg>", "mask_w": 264, "mask_h": 264}, {"label": "snow or ice", "instance_id": "snow-or-ice-1", "mask_svg": "<svg viewBox=\"0 0 264 264\" xmlns=\"http://www.w3.org/2000/svg\"><path fill=\"white\" fill-rule=\"evenodd\" d=\"M155 0H144V7L140 11L139 15L142 19L147 18V14L150 10V6L154 4ZM73 7V0H60V5L55 9V12L64 13L65 8L71 10ZM214 5H209L208 14L203 17L198 30L193 36L194 47L192 55L185 58L187 64L186 71L182 72L177 78L182 80L183 87L189 89L188 95L180 97L181 104L179 107V129L172 133L174 137L179 139L178 148L173 149V155L166 157L169 161L171 170L166 173V183L164 184L162 191L153 199L151 197L144 198L143 200L137 199L129 209H120L119 215L114 218L111 223L105 220L100 226L96 227L91 236H84L74 242V246L71 247L70 254L63 261V264H79L78 254H83L86 250L87 244L91 240H96L101 237L102 232L106 229H110L113 224L123 225L129 216L134 212L140 211L143 205H151L153 210L150 213V218L147 220V230L140 232L135 236L131 244H124L119 250V259L123 264H128L130 254L134 255L136 264H173L174 256L177 253V241L178 235L181 232L183 223L186 220L187 214L191 211V205L195 202V198L198 197V192L202 189L203 174L197 169L193 168L189 163L190 157V141L192 140L194 133V125L196 124V83L194 82L198 77V72L195 65L197 60L193 59V56L198 57L202 47V42L206 37V33L209 30V24L213 15ZM124 11L123 6L121 11L117 15H121ZM55 12L49 13V19L55 15ZM48 24V19H45L39 26V30L35 37L36 46L39 47L42 42V35L45 32V25ZM165 33H171V29L165 28ZM155 36V33L152 34ZM153 44L152 39L147 40V45L150 47ZM150 59V55H145L137 61V63H143ZM67 65L66 56H61L55 63L53 72L55 77H59L65 70ZM131 66L125 67L120 75L123 76L128 73ZM17 79H20L18 77ZM39 80L40 77L37 76ZM166 91L171 92L173 89L171 86L166 88ZM10 103L20 104V100L14 99ZM250 106L247 111H251ZM149 110V105L144 104L143 108L139 112L138 118L132 119L126 127H124L119 135L122 138L127 135L132 136L134 128L144 124L145 114ZM243 119V113L235 118L234 125H227L224 132L225 136L223 144L214 152L213 157L209 160L208 164L211 167L216 160L222 157L225 150L228 147V141L226 139L227 132L233 127H238ZM4 125L6 129V135L10 146L16 147L18 142L24 139H30L25 137V134L16 126H12L9 123L7 117L4 118ZM134 148H127L128 153L134 152ZM15 151L11 152V156H15ZM48 154L53 155V149L48 148ZM133 156L126 155L121 156L118 160H105L98 164L93 165L89 170L83 174L70 177V179L78 180L80 182H87L90 178H96L102 174V171L109 168L112 165L122 163L124 161H130ZM194 163V162H193ZM61 166L57 164L55 168L50 169V172L60 171ZM159 172V169H157ZM157 176H152V180H156ZM25 179L24 172L21 168H17L16 174L6 184V190L0 191V207L3 206L5 199L10 196H16L22 190L21 182ZM71 184H63L60 186V190H66L71 188ZM56 189H44L45 192L55 191ZM258 199L261 203H264V177L260 179L258 189ZM260 256L262 264H264V255L256 253L250 257L252 261ZM23 259V257L21 258ZM43 259L48 260V253L44 254ZM104 264H111V261L104 259Z\"/></svg>", "mask_w": 264, "mask_h": 264}]
</instances>
